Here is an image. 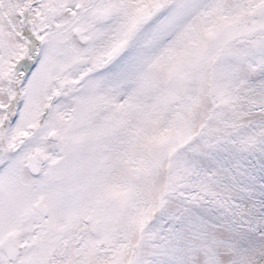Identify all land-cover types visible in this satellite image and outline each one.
I'll list each match as a JSON object with an SVG mask.
<instances>
[{"label":"snow or ice","instance_id":"obj_1","mask_svg":"<svg viewBox=\"0 0 264 264\" xmlns=\"http://www.w3.org/2000/svg\"><path fill=\"white\" fill-rule=\"evenodd\" d=\"M0 264H264V0H0Z\"/></svg>","mask_w":264,"mask_h":264}]
</instances>
